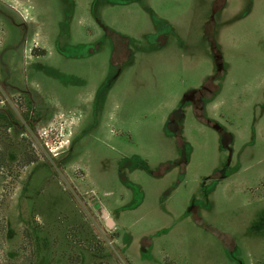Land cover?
I'll list each match as a JSON object with an SVG mask.
<instances>
[{
	"label": "rangeland",
	"instance_id": "obj_1",
	"mask_svg": "<svg viewBox=\"0 0 264 264\" xmlns=\"http://www.w3.org/2000/svg\"><path fill=\"white\" fill-rule=\"evenodd\" d=\"M0 264H264V0H0Z\"/></svg>",
	"mask_w": 264,
	"mask_h": 264
},
{
	"label": "flooded vegetation",
	"instance_id": "obj_2",
	"mask_svg": "<svg viewBox=\"0 0 264 264\" xmlns=\"http://www.w3.org/2000/svg\"><path fill=\"white\" fill-rule=\"evenodd\" d=\"M164 21V20H163ZM165 22V21H164Z\"/></svg>",
	"mask_w": 264,
	"mask_h": 264
}]
</instances>
